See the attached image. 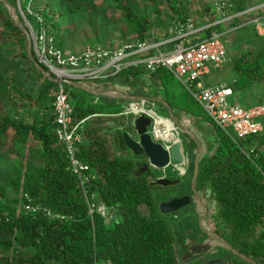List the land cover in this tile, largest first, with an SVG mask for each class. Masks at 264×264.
<instances>
[{"label": "trees", "instance_id": "trees-1", "mask_svg": "<svg viewBox=\"0 0 264 264\" xmlns=\"http://www.w3.org/2000/svg\"><path fill=\"white\" fill-rule=\"evenodd\" d=\"M6 1L14 8L18 22L0 1V51L11 46L15 50L12 62L17 64L19 59L27 62L29 69L38 77L35 81L40 83L42 79L44 83L41 82L43 87L38 90L33 105L39 107L38 110L33 113L25 104L29 108L28 112L18 113L20 106L17 101L30 102L32 95L29 97L23 92L25 87L18 81L21 79V70L16 65L14 68L0 66V149L4 150V154L15 150L18 155L30 152L39 158L36 168L19 161L16 176L0 181L3 189L0 193V264H181L180 256L202 246L198 236L199 219L202 216L198 215L194 219L197 224L193 221L178 227L179 231L184 230L180 233L172 227V224L177 225L178 219L171 223L168 215L161 214L155 190L164 195L166 201L172 196L166 192V188L152 186L148 175H137L135 157L125 158L115 152L117 146L122 150L127 149L121 133H114L121 127L120 120L123 118L98 117L87 121L86 144L77 148L78 158L89 165L93 172L98 173L99 178L92 189L99 200L114 211L110 222L100 215L93 218L88 215L86 200L79 189L77 177L67 172L68 158L55 135V98L52 92H55L57 84L38 64L33 50H28L27 31L29 28L35 32L47 30L54 38L56 47L66 51V33L58 29L60 23L56 17L75 19V15L78 17L77 14L86 11L94 16L96 10L100 9L96 4L97 0H57L58 5L55 4L56 0H20V4L18 0ZM100 1L102 8L113 11L114 21L126 28L124 31L120 25L115 28L121 33L117 37L120 43L143 42L157 31L160 33L157 36L160 41L163 35H169L170 29L178 24H185L196 16L203 21L209 15V24L219 21L211 10V6L214 7L213 0H204L206 5L201 6L200 13L191 8L189 0H145V4L152 2L155 6L156 17L153 22L149 20L145 10L132 9L128 4L129 0ZM232 2L234 8L229 12L230 15L243 14L254 3L264 4V0ZM161 6L166 11L165 14L158 10ZM60 7L68 10L71 15L60 12ZM117 12H122L120 18H116ZM252 13L232 19L227 27L220 23L205 29L203 33L206 37L215 33L226 37L229 31L245 23L239 22V18L253 17ZM91 21L94 25V21ZM201 23L196 28L208 25L204 21ZM254 27L255 24L250 23L236 30H252ZM252 31L255 37L264 41V37L259 36L255 30ZM101 42L100 38L94 39L96 45H102ZM106 47L114 46L110 44ZM11 71H15L14 77H11ZM232 71L235 79L228 86L239 99L244 95L246 101L255 86L264 89V51L240 54ZM1 72L5 75L3 79ZM143 76L154 83L157 95L164 90V101L173 111L187 117L192 125L193 122H204L212 130L197 124L193 126L192 132L199 136V142L207 139L208 132L213 133V137L207 142L210 143L208 150H213V153L200 159L194 185L202 187L207 193V201L215 204L209 212V222L216 232L215 235L208 236L224 244L223 249L218 247V250L228 254H225L228 261L223 260L221 263L264 264V130L235 143L212 122L186 89L185 92L182 91L181 86V97L177 95L176 87L168 81L176 80L165 68H159L155 73H148L142 67L127 68L109 80L89 82L93 84V89L79 83L67 84L66 91L74 109V120L77 122L93 115L120 114L123 102L121 94L129 96L130 101L146 99L148 96L141 90L142 87L137 88L139 84L142 85ZM82 86L89 87V90ZM112 89L120 94L106 96L105 93L113 91ZM100 90L104 93L98 94L97 91ZM12 94L18 97H12ZM263 103L264 99L247 107ZM109 120L117 121L115 130L110 131L109 127L105 129V123ZM12 133L13 137L9 142V135ZM190 140L195 151L191 152L192 159L189 161L188 176L192 183L196 173L198 146L195 140ZM30 142L39 144V147L35 146L34 150L29 146ZM206 147L203 146L204 150ZM249 149L253 153L247 157L244 151ZM7 189L14 190L13 197L6 192ZM26 195L33 199L35 205L46 208L53 214L65 216V220H52L42 210L37 213L25 211ZM177 213L171 215L177 217ZM210 249L206 254H211Z\"/></svg>", "mask_w": 264, "mask_h": 264}, {"label": "built area", "instance_id": "built-area-1", "mask_svg": "<svg viewBox=\"0 0 264 264\" xmlns=\"http://www.w3.org/2000/svg\"><path fill=\"white\" fill-rule=\"evenodd\" d=\"M213 5L216 13L223 18L222 21L198 29L196 21L190 18L187 23L178 24L170 29L169 35L166 37L163 35L160 41L155 40L153 32L143 42H121L113 48L94 45L83 50L66 52L56 47L54 38L47 30L41 29L37 32L29 30V44L36 55L38 64L57 84L53 94L55 135L59 146L68 158L67 172L77 177L79 189L85 197L88 215L91 218L100 215L110 222L113 214L92 189L99 178L98 173L93 172L89 165L78 158V146L86 144L87 121L98 117H131V125L134 128L136 120L144 116L152 120L148 134L155 142L162 144L168 152L173 142H165L157 137L155 126L158 115L154 110L146 107L149 104L147 99L127 101L118 115H93L76 122L65 84L106 81L127 68L142 67L148 73H155L159 68H165L190 93L212 122L235 143L263 132L264 126L257 120L264 118V103L252 107L231 104L230 100L235 97L231 87L227 84L209 86L204 83L206 77L224 67L228 62V50L223 36L215 33L211 37H198L195 41L192 38L203 33L205 29L229 22L241 15L262 12L264 4L249 9L243 14L230 15L231 17L228 14L234 8L232 0H213ZM40 22L42 23L41 19ZM252 23L259 31L264 28V21L259 17L253 19ZM97 93L104 92L100 90ZM105 94L112 97L116 95L113 91ZM180 131L181 129L176 127L175 132L180 134ZM244 153L250 157L253 150L249 149ZM168 168L180 170L175 166ZM167 169L164 170L163 178L167 177ZM178 174L183 177L185 171L183 175H180V171ZM25 198L27 200L25 211L37 213L42 210L52 220H65V216L53 214L52 211L35 205L30 196L26 195Z\"/></svg>", "mask_w": 264, "mask_h": 264}, {"label": "rangeland", "instance_id": "rangeland-1", "mask_svg": "<svg viewBox=\"0 0 264 264\" xmlns=\"http://www.w3.org/2000/svg\"><path fill=\"white\" fill-rule=\"evenodd\" d=\"M0 1H2L6 5L8 10L11 8L14 11V17L16 18V21H17V16H16V12H15L14 8H12L6 0H4V1L0 0ZM156 1L163 2L165 0H156ZM189 1H190L189 4L193 10H198V8H200L202 5L203 6L206 5L205 3H203L204 0H189ZM18 4H20V0H18ZM55 4L58 5L57 0L55 1ZM96 4L98 5V8H100V9L96 10L97 13H95L94 16H90L88 14V12L86 11L85 13L77 14L78 17H76V15H75V19L73 17H70V18L67 17V18H63V19L60 16L56 17V19L58 20V23H60V27H58V29L60 30V32L66 33V36H65L66 42H67L66 47H65L66 52L79 51V50H83L87 47L94 46V45H96V44H94V39H96V38L102 39L101 44L103 46H106V45L109 46L110 44H112L115 47L117 44L120 43V41H118L117 37L120 36L121 33L119 30H115V28H117V27L119 28V25H120V27H122L121 30L124 31L126 29L125 26H121V24L119 22L114 21L115 18H114L113 11L107 10V8L106 9L102 8L100 6V4H101L100 0H97ZM128 4L134 10L135 9L145 10V12L147 13L148 18L151 22H153L155 20V17H156L154 15L155 14V12H154L155 6L152 2H147L145 4V0H129ZM257 4L258 3H254L252 5V7L257 5ZM60 9H61L60 12L66 13L67 15H69V14L71 15V13L68 12V10H66L65 8L60 7ZM62 10H66V11L64 12ZM158 10H161L163 14L166 13V11L163 9V6L159 7ZM211 10L213 11V13H215L217 16H219L216 13V9L213 6H211ZM9 13H10V11H9ZM121 13L122 12H117L115 14L116 18H120V16L122 15ZM91 20L94 21V23H93L94 25H92ZM111 20H113V21H111ZM250 23H252V22H250ZM1 32H2V30L0 29V40H1ZM205 37H206L205 33H202L200 35V38H205ZM223 41L225 42V44L227 46V50H228V62L221 69H217L216 71L212 72L211 76H212L213 80L215 79V82H218L217 76L223 75V74H225L227 76L226 81H228V82H231L232 80L235 79V73L232 71V67L234 66V63L238 59L240 54L249 53V52L259 53V52L264 51V41L255 37V33L252 30H242V29L236 30V31L232 32V34H229L226 37H223ZM28 50L29 51L32 50V48L29 44V41H28ZM14 54H15V50L11 49V46H9V47L6 46L5 49L0 51V66L4 67V68H9L12 66L14 68V66L16 65L17 69L19 71L21 70V74H20L21 79L18 81L20 84L22 83L23 86L25 87V88H23V92L27 93L29 97H30V95H32L30 97L32 101H30V102L26 101L23 103L21 101H19V102L17 101V105L20 106V109L17 111H18V113H23V107L26 104L30 108V110L32 109V111H34L33 113H35L39 107H33L34 101L38 96V93H39L38 90H40L43 87V84L41 82L44 83V81L42 79H40V81H41L40 83L35 81V79H37L38 77L36 74L33 73L34 72L33 70L31 71L29 69L30 65L27 62H24L21 59L18 60L20 62H18L17 64L12 62V56H14ZM10 74L12 75L11 77H14L15 71H11ZM4 76H5L4 73L1 72V78L2 79ZM212 78L209 80H212ZM6 80H7V78H6ZM168 81H169L170 85H172L173 87H176V93L179 97H181L180 90H182V88H183L182 91H184L185 88L177 80L174 81V80L170 79ZM141 83H142V85L139 84L137 88H139L141 86L142 87L141 90L145 93L146 97L148 96L146 99L149 100V104H147L146 107L148 109L154 110V112L158 116L168 117L169 119L172 118V116L170 114L169 106H168V104H165V101L163 98L164 90H163V93H162V91H160V92H158V95H157L156 94L157 89L154 86V83L151 82L149 80V78H147V79L144 78V76L142 77ZM81 84L93 88V86H91L93 84H91L89 82H82ZM66 86H67V84H65V87ZM181 86H182V88H181ZM83 88H85V90H87V91L89 90L87 87H83ZM255 88H257L258 90H261V93L264 96V89L261 86H255ZM252 90H255V89H252ZM53 93H54V91L52 92V95H53ZM252 93H253V91H252ZM14 95L15 94H12V97H14ZM16 97H18V96L15 95V98ZM3 99L4 98H2V100ZM122 101L123 102L121 105V111H122L123 106H125L127 104L126 99L125 100L123 99ZM230 101H231V104L235 103V105H240L241 107H247L246 101L244 99V95H242V99L241 98L239 99L238 96L235 95V97L232 98ZM29 108H27V110H29ZM174 116L175 117L179 116V118H181V121L176 118L177 121H180L182 123L184 120V124L189 125L187 127V129H189V131L188 132L180 131V134L177 133L178 135L176 136V138L178 140H181L184 142L186 159L188 161H190L192 159V153L194 151V148H193L194 145L192 146V143L190 140V139H193V136L191 135L190 132H192V130L194 129L193 126H195L197 123L193 122V125H192L191 122L189 123L188 119L182 118L178 111H174ZM130 121H131V117H125V118L121 119L120 120V124H121L120 126L121 127L118 128V130H116L117 132H114V133L120 132L121 135L124 133H128L131 137L137 138V136L134 132V128L130 127ZM257 122L264 125V118L257 120ZM116 123H117V121L109 120L108 122L105 123V129L107 127H109L110 129H108V130H110V131L115 130L116 129L115 128ZM172 124H173L174 130H176L177 124L174 125L173 122H172ZM184 124L182 123L181 126H184ZM197 125L198 126L200 125L201 127H205L206 129L212 131L210 129V127L208 125H206L204 122H200ZM192 133H194V132H192ZM173 136H174L173 139L175 140L176 138H175L174 133H173ZM201 136L202 135H200V139H201ZM12 137H13V133L9 135V142H11L10 140L12 139ZM204 137H206V136H204ZM212 137H213V133L208 132V135L206 137L207 139H205V140L202 139V140H200V142L199 141L195 142L197 144V146H202V149H203L202 156L200 157V159L202 157H205L206 155H208V156L212 155L213 150H211V149L208 150V148H209L208 145L210 143H207V142H209L208 139H210ZM193 141H194V139H193ZM29 144H30L29 145L30 147H33L34 150H36L35 146L37 143H34V142L31 143L30 142ZM37 146L39 147V144H37ZM203 146H207L205 148V150H204ZM3 151L4 150L0 149V181H3L4 179L9 180V179H12L16 176V173H17L16 172V165L19 161L23 162L24 165H28L32 168H36L38 166L39 158L35 154L33 155L30 152H25L23 154L18 155V154H16L15 150H11V151L7 152L6 154H4ZM115 152L119 156L120 155L125 156V158H134L133 155L128 153L129 152L128 149L122 150V149H120V147L117 146V150ZM198 153L199 152L197 151L196 155ZM17 157L19 158L18 160H17ZM134 162H135V158H134ZM199 162H200V160H199ZM185 167L186 166H184L183 168L181 167L180 170L182 172H183V169H184V171H186ZM187 168L190 169V167H187ZM167 171H169V175L172 176L173 179L177 175H179L178 174L179 171H177V170H171L168 168ZM170 171H171V173H170ZM181 171H180V175H183V173H181ZM188 171L190 172V170H188ZM152 175L153 176L155 175L154 177H157L158 175L161 177L163 175V173L162 172L156 173V172L152 171ZM149 179H150L149 180L150 184L152 186H155L156 180L154 179V181H153L152 177L151 178L149 177ZM153 182H154V184H152ZM192 183H193V181H192ZM156 186H158V185H156ZM159 187H161V186H159ZM161 188H163V187H161ZM185 190H190L189 189V176L186 177L185 179L184 178L181 179V185L179 188L176 185V187L168 189L167 192L168 193L173 192L172 194L177 195L178 193H181L182 191L185 192ZM1 192H3V189L0 186V193ZM6 192L10 195V197H13L15 194L13 189H7ZM197 193L201 196V198L198 196ZM155 194L157 196V201L160 203L159 205L166 202V197L164 195L162 196V194L160 192L155 190ZM195 196H196V204H194L193 208L191 206L185 207V208L181 209L180 211H178L177 217H175V216L173 217L172 215H168L167 218H168V221L171 223L176 222L175 219H178L176 222L177 225L173 226V224H172V227H175L174 230H177V232H178L179 231L178 227H181L184 225L186 226L188 223H192L195 218H198V215H201L202 217L199 219V226L200 227H198V228H199L200 232H199L198 236L200 239V244L202 246L200 249L199 248H196V249L205 250V251L200 252L199 254H194L191 257H189V255L191 253L184 254V255L180 256L179 261L181 264H222L221 262L223 260L228 261V259H227L228 257H226L228 254L225 253V251L220 252L218 250V247L223 249L222 246H224V244L221 241L217 242V240H212L208 236V234L209 235H215L214 233L216 232L215 231L216 229L214 228L215 229L214 230L213 227L211 226L210 222H209V220H210L209 219V215H210L209 212L212 211V209L215 207V204H214V202L207 201L208 200L206 197L207 193H205V191L203 190L202 187L196 186ZM199 199L202 200V202H203L202 203L203 204L202 205L203 206L202 211L200 209L201 203L199 202ZM196 207H198V208H196ZM205 211H207V215H206ZM113 212L114 211H111L112 214H113ZM204 216H205V218H204ZM203 218H204V220L202 221ZM206 218H207V221L205 222ZM110 220H108V221H110ZM194 224H197V222H195ZM183 231L184 230L181 229L179 232L182 233ZM178 247H179V249H181L180 248L181 246L178 245ZM210 247H211V249H210ZM209 249L211 251V254H206V252H208ZM204 254H206V255L203 256ZM225 254H226V256H225Z\"/></svg>", "mask_w": 264, "mask_h": 264}, {"label": "water", "instance_id": "water-1", "mask_svg": "<svg viewBox=\"0 0 264 264\" xmlns=\"http://www.w3.org/2000/svg\"><path fill=\"white\" fill-rule=\"evenodd\" d=\"M4 1V0H3ZM10 14L12 18L16 21V18L14 17V11L10 8L9 9ZM170 114L172 116V120L174 124H177V127L182 128L184 132H188L189 130L186 127H182L178 121L173 117L174 111L172 108H170ZM152 125V120L149 118H146L144 116L139 117L136 120L134 132L137 136V138L131 137L128 133L122 134V138L126 144V147L128 149V153L132 154L134 157L142 156L144 158V161L147 165V168L152 169L156 173H163V171L169 167V166H175V167H183L186 166L187 159L185 155V146L184 143L181 140H178L176 142H173L170 148V151L164 149L163 145L160 143L155 142L151 135L148 134V128ZM193 136V139L195 142H198V136L192 132H190ZM199 153L195 160V177L193 178V185L196 182V178L198 175V163L199 159L202 156L203 149L201 146H198ZM156 185L161 186L163 188L173 187L179 184V181L170 180L167 178L157 176ZM200 202V199H199ZM201 203V202H200ZM192 204V198L189 196H185L182 198L173 199L168 202H164L160 205V212L163 215H171L174 214L181 209L185 207H189ZM206 215H207V211ZM205 218V216H204ZM202 219V221L204 220ZM205 250H199L196 248H193L191 251V254L189 257H191L194 254H199L200 252H203Z\"/></svg>", "mask_w": 264, "mask_h": 264}, {"label": "crops", "instance_id": "crops-1", "mask_svg": "<svg viewBox=\"0 0 264 264\" xmlns=\"http://www.w3.org/2000/svg\"><path fill=\"white\" fill-rule=\"evenodd\" d=\"M260 4H257V5H255V6H253L252 8H256L257 6H259ZM251 8V9H252ZM201 10H202V7H200V8H198V12L200 13L201 12ZM264 13V11H262V12H253L252 14H253V17H250V16H246V17H242V18H239V22H241V21H244L245 23L244 24H242L239 28H242L243 26H247V25H250V22H252V20L253 19H255V18H260L262 21H264V16H262V14ZM251 14V13H250ZM213 15H215V14H213ZM229 15V17H231L230 16V14H228ZM215 16H217V15H215ZM218 18H219V21H222V17L221 16H217ZM255 17V18H254ZM195 21H196V23H197V26H201L202 25V23L201 22H205V23H207L208 25H209V23H210V18H209V15L206 17V19L205 20H203L202 21V19H200V17H198V16H196L195 17V19H194ZM218 21V22H219ZM231 21H229V22H223V25L225 26V27H227L228 25H229V23H230ZM207 26V25H206ZM205 27V26H204ZM204 27H202V28H204ZM200 28V27H199ZM239 28H235V29H233V30H231V31H229L228 32V34H232V32H234L236 29H239ZM243 30H251V29H243ZM252 30H255L256 32H258V34H259V36H262V37H264V28H262L261 29V31H259L256 27H254V29H252ZM160 33H158V31H157V33L154 35V38H155V40L156 41H159L158 40V35H159ZM202 33H200V35H201ZM200 35H198V36H194L193 38H192V40H197L198 39V37H200ZM216 71V70H215ZM211 75H212V73H211ZM211 75H209L208 77H206L205 79H204V83L206 84V85H216V84H230L231 82H228V81H226V78H227V76L225 75V74H223V75H218L217 77V81L218 82H215V79L213 80V78H212V76ZM211 76V77H210ZM212 78V80H209V79H211ZM83 87V86H82ZM87 88H89V87H87ZM91 89H93V88H91ZM253 89H255V90H252L253 91V93H252V91H251V96L250 95H248V97L246 98V105H253V104H257V103H260L263 99H264V96H263V94L261 93V90H258L257 88H253ZM116 94H120V93H118V91H116V90H114V89H112ZM121 97H122V99H126L127 101H129V99H130V97L129 96H127V95H124V94H121ZM166 104V103H165ZM24 110H23V112H28V110H27V108H23ZM174 114V113H173ZM180 116L181 117H183V118H185V116H183L181 113H180ZM158 117V116H157ZM115 118V117H114ZM159 118H163V119H166V121H168V123L169 124H171V126H172V130H173V125H172V122L169 120V119H167V118H165V117H158V119ZM178 118V120H180L181 121V119L179 118V116L177 117ZM186 119H188L187 117H186ZM177 120V119H176ZM183 120V119H182ZM180 121H178L179 122V124H180ZM188 121H189V123L191 122L189 119H188ZM183 124H184V120H183ZM130 125H131V121H130ZM186 126H184V127H188L189 125L188 124H185ZM166 126H168V125H166ZM189 130V129H188ZM195 134V133H194ZM198 136V135H197ZM198 140H199V136H198ZM37 146V145H36ZM198 152H199V148H198ZM198 155V154H197ZM197 155H196V157H197ZM200 160V159H199ZM199 164V163H198ZM181 171V170H180ZM181 173H183L182 171H181ZM200 202H201V211L203 210V202H202V200H200Z\"/></svg>", "mask_w": 264, "mask_h": 264}, {"label": "flooded vegetation", "instance_id": "flooded-vegetation-1", "mask_svg": "<svg viewBox=\"0 0 264 264\" xmlns=\"http://www.w3.org/2000/svg\"><path fill=\"white\" fill-rule=\"evenodd\" d=\"M135 163H137V175L138 176L141 177V176L148 175V180H150L149 177L150 178L152 177L153 181H154V179L155 180L157 179V177H154L155 175L154 176L152 175V171L153 170L150 169V168L149 169L147 168V165H146V163L144 161V158L142 156L135 157ZM187 167H190L188 160H187V164H186V167H185V170H186L185 171V175L183 177L177 175L174 179H173L172 176L169 175V171L166 170V176H167L166 178L170 179V180H174V181H179V184L177 185V187L179 188L180 185H181V179L182 178L185 179L186 177H188V172H189L188 170H190V169H188ZM169 169L173 170L172 168H169ZM170 173H171V171H170ZM152 184H154V182ZM194 186L195 185H193V183L189 182V189L190 190H185V192L182 191L181 193H178L177 195L176 194H172L173 192H170L169 194H170V196H172V198L170 200H168V201H171V200L177 199V198H182V197H185V196H189V197L192 198L191 207L193 208L194 204H196V196H195L196 186L195 187ZM174 187H176V186L166 188V192L168 191V189H171V188H174ZM198 196L201 198V196L199 194H198ZM168 201H166V202H168ZM196 208H198V207H196Z\"/></svg>", "mask_w": 264, "mask_h": 264}, {"label": "bare ground", "instance_id": "bare-ground-1", "mask_svg": "<svg viewBox=\"0 0 264 264\" xmlns=\"http://www.w3.org/2000/svg\"><path fill=\"white\" fill-rule=\"evenodd\" d=\"M158 117H162V116H158ZM156 117V126H155V133L157 135V137L165 142H176L178 141V139L176 138V136L178 135L175 130H174V127H173V130H172V126L171 124L168 123V121H166V119H163V118H159ZM168 125V126H166ZM173 125V124H172ZM175 135V140L173 139L174 136H173V133ZM183 174H184V169H183Z\"/></svg>", "mask_w": 264, "mask_h": 264}, {"label": "clouds", "instance_id": "clouds-1", "mask_svg": "<svg viewBox=\"0 0 264 264\" xmlns=\"http://www.w3.org/2000/svg\"><path fill=\"white\" fill-rule=\"evenodd\" d=\"M29 30H31V28H29ZM29 30L27 31V32H29ZM33 50V49H32ZM34 52V51H33ZM35 54V53H34ZM180 114V113H179ZM173 117H175L174 116V114H173ZM177 117H175V119H176ZM183 118V117H182ZM186 118V117H185ZM178 119V118H177ZM181 119V118H180ZM169 120H171L172 122H173V120L170 118ZM179 123V122H178ZM175 125V124H174ZM181 125V124H180ZM184 126H186L185 124H184ZM184 126H182V127H184ZM180 128V127H179ZM181 129V128H180ZM181 131H183L182 129H181ZM183 142V141H182ZM184 143V142H183ZM185 146V145H184ZM132 155V154H131ZM186 155V154H185ZM184 167V166H183ZM182 167V168H183ZM168 168V167H167ZM166 168V169H167ZM178 168H180L181 169V167L180 166H178ZM163 173H164V171H163ZM162 177H163V175H162Z\"/></svg>", "mask_w": 264, "mask_h": 264}]
</instances>
